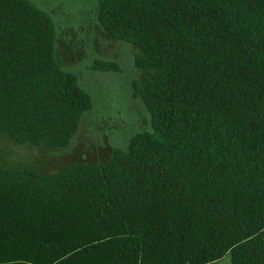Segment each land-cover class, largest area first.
Here are the masks:
<instances>
[{
    "label": "trees",
    "instance_id": "1",
    "mask_svg": "<svg viewBox=\"0 0 264 264\" xmlns=\"http://www.w3.org/2000/svg\"><path fill=\"white\" fill-rule=\"evenodd\" d=\"M97 2L149 72L131 89L150 130L101 165H0V264H264V0ZM55 38L34 2L0 0V133L19 145L68 147L92 108Z\"/></svg>",
    "mask_w": 264,
    "mask_h": 264
},
{
    "label": "rangeland",
    "instance_id": "2",
    "mask_svg": "<svg viewBox=\"0 0 264 264\" xmlns=\"http://www.w3.org/2000/svg\"><path fill=\"white\" fill-rule=\"evenodd\" d=\"M51 17L56 38L54 57L92 100L78 129L64 149L19 145L0 133V165L5 169L32 168L40 174L59 172L69 163L101 165L111 149L123 150L130 138L149 131V114L131 89V82L149 76L134 66L139 52L108 37L96 22L97 0H31ZM112 62L119 72L90 69L93 61ZM213 264H230V253Z\"/></svg>",
    "mask_w": 264,
    "mask_h": 264
}]
</instances>
